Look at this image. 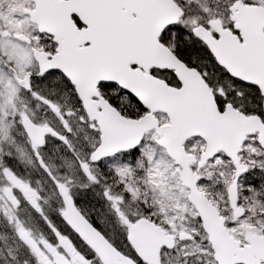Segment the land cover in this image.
<instances>
[{
	"label": "snow or ice",
	"instance_id": "obj_1",
	"mask_svg": "<svg viewBox=\"0 0 264 264\" xmlns=\"http://www.w3.org/2000/svg\"><path fill=\"white\" fill-rule=\"evenodd\" d=\"M0 264H264V0H0Z\"/></svg>",
	"mask_w": 264,
	"mask_h": 264
}]
</instances>
